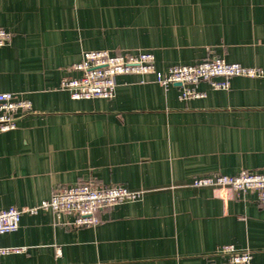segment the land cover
<instances>
[{
    "label": "crops",
    "instance_id": "1",
    "mask_svg": "<svg viewBox=\"0 0 264 264\" xmlns=\"http://www.w3.org/2000/svg\"><path fill=\"white\" fill-rule=\"evenodd\" d=\"M0 91L31 111L0 131V208L22 210L0 244V264H221L224 243L264 264V202L255 191L193 186L205 173L264 170V72L227 88L200 80L181 98L153 73L116 75L112 98H72L59 87L86 49L148 50L154 65L222 57L264 71V0H0ZM221 78V77H217ZM141 189L135 201L73 214L26 207L74 182Z\"/></svg>",
    "mask_w": 264,
    "mask_h": 264
},
{
    "label": "built area",
    "instance_id": "2",
    "mask_svg": "<svg viewBox=\"0 0 264 264\" xmlns=\"http://www.w3.org/2000/svg\"><path fill=\"white\" fill-rule=\"evenodd\" d=\"M10 37V31L0 27V46L7 44ZM71 68L80 74L62 77L59 87L68 90L72 98H112L115 94L116 75L123 73H153L154 80L165 88L178 83L181 86L179 96L185 99L204 95L203 91L196 89L200 80H208L214 88H227L231 76L255 77L264 72L262 67L226 61L222 57L188 64H171L164 70H158L151 51L110 52L103 48L83 50L80 59L73 62ZM28 111H31L30 100L19 98L12 91H0V131L14 128L18 116ZM191 185L231 189L236 193L255 191L258 199L264 202V170L241 169L231 174L205 173L193 177ZM142 195L143 190L130 189L122 184L74 182L57 186L49 197L25 210L32 213L51 210L57 218L64 213H71V226L95 225L100 221L98 210L138 200ZM22 210L14 205L0 208V235L17 229ZM23 248L0 244V254L21 251ZM218 251L225 255V261L221 264H251L250 249L224 243L219 246Z\"/></svg>",
    "mask_w": 264,
    "mask_h": 264
}]
</instances>
